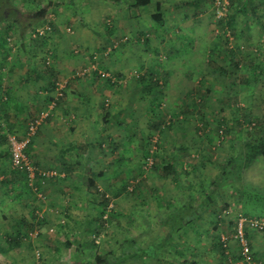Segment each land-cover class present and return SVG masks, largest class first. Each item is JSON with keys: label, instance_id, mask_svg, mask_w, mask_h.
<instances>
[{"label": "rangeland", "instance_id": "374dc122", "mask_svg": "<svg viewBox=\"0 0 264 264\" xmlns=\"http://www.w3.org/2000/svg\"><path fill=\"white\" fill-rule=\"evenodd\" d=\"M51 1L60 5L69 0ZM233 2L234 6L219 9L214 0H152L150 6L136 9L133 0H74V21L52 6L51 30L41 37L33 31L44 21L23 34L9 21L0 23L5 47L1 69L17 67L23 73L31 65L74 66L69 77L56 80L63 89L52 112L74 81V147L91 145L89 167L96 185L84 195L86 166L83 160L76 163L74 149V204L70 197L64 202L69 206L66 212L73 209L71 204L74 210L58 219L59 228L44 230L40 227L44 218L23 217L26 212L21 210L15 217L10 211L15 207L10 184L22 178L5 166L0 168V264L58 260L74 264L79 233L86 252L91 244L92 254L105 257L127 241L134 240L143 249L165 241L158 249L163 252L160 258H134L121 264L240 261L232 222L245 214L264 220V159L244 170L240 180L234 177L233 166L226 176L224 172L244 140L264 134V8L263 0ZM49 3L12 0L20 17ZM157 14L159 22L153 20ZM228 20L230 30L224 26ZM82 36L89 40L85 48L76 42ZM57 50L62 61L53 58ZM2 76L6 81L7 75ZM150 79L157 80L158 87L147 89ZM161 117L159 130L150 127V120L159 122ZM27 123L21 124L26 128ZM0 127V137L6 140L0 143V153H9L7 136H20L24 129L8 131L1 116ZM173 161L178 184L162 170ZM50 171L56 173L52 179L62 178ZM23 178L29 202L20 207L28 209L39 202L38 195L47 194L35 190V179ZM209 195L213 199L209 207L181 228L191 197L195 207ZM21 197L17 201L25 202ZM101 215L102 222L97 221ZM247 235L254 261L264 264V232ZM222 236L227 239L223 252L218 248ZM43 240L48 248L41 247Z\"/></svg>", "mask_w": 264, "mask_h": 264}, {"label": "crops", "instance_id": "0c3cea01", "mask_svg": "<svg viewBox=\"0 0 264 264\" xmlns=\"http://www.w3.org/2000/svg\"><path fill=\"white\" fill-rule=\"evenodd\" d=\"M49 2H52L53 9L57 7L56 9L59 10L61 14L68 18L70 17L69 19L74 21V13H72L75 8L74 0L61 1L60 5H56L59 3H54L51 0H49ZM115 2H117V0H115ZM92 6L96 5L90 3V7ZM76 42L84 48L86 45L89 46L87 36L77 37ZM55 56L58 57L60 61L64 58L58 50L54 52V59L56 58ZM78 62L80 63V61ZM78 62H76V64ZM62 67L61 64L55 62L52 63L51 67L46 69L31 65L29 68H26V71L23 73L20 69H17V67H8L7 71L0 68V116L9 125L8 131L15 132L16 128H22V130H25L24 125L21 123L29 121L37 115L40 110L42 111L46 109V104L50 101L49 98L53 93V90L49 89L53 75L56 79L62 76L69 77L71 70L74 68V66H68L67 69ZM51 73L52 75H50ZM2 74L7 75L6 81ZM60 101L62 103H59V107L54 111L55 113L52 112L53 114L51 113V115L46 118L38 128L34 140L27 149L28 158L37 171V175L34 178L35 182L32 184L36 191L38 190L43 194L46 193L47 195H45L47 197L40 198L41 194L38 195L39 202L36 200V205H33L32 207L27 206L28 209H24V207H20L21 203L25 205V203H28L29 201H27L28 195L23 191L27 186V182L24 180L23 175L15 171L14 175H16V177H21L22 181L16 180L13 181V184H10V188L14 189L13 197L15 200L11 203L16 207L12 208L10 211L13 212L15 217L20 216L17 212L18 210H21L23 214L24 211L26 212L23 217L28 218L30 216H38L44 218L45 221L40 225V227H44V230L49 229L50 227L56 229V226L59 228L60 225L58 219L62 216L67 218V214L74 210V205H72L74 204V81L69 84L65 98ZM87 145L91 147L89 142ZM75 146L81 147L79 145ZM87 154L89 165L91 161L90 150H88ZM0 157L4 159V161L2 160L0 163V168L5 166L4 168H9L10 171H14L11 169L10 159H7L6 156H1V153ZM50 170L58 172L57 175L62 178H41L38 175L39 172H52ZM0 173H3L2 170ZM68 181L73 182L70 183ZM28 185L32 187L30 184ZM66 186H68V188H66ZM64 192L68 193L65 197L67 200H64ZM88 193L84 188V195L87 196ZM19 195L22 196V200L26 199V201L18 202L17 198ZM10 198L13 200L12 197ZM68 199L72 202L70 207L73 208L70 212H66L69 210V206L65 207L64 204V202H68ZM70 217L74 216L70 215ZM80 235V233L78 236L75 235L76 243L74 244V250L77 253L81 250H85L83 248L84 246L81 245ZM249 242L251 241L249 240ZM40 245L42 248H48V241L43 240L40 242ZM59 245V243L55 244L56 251ZM56 264H59V260Z\"/></svg>", "mask_w": 264, "mask_h": 264}, {"label": "trees", "instance_id": "16d2710c", "mask_svg": "<svg viewBox=\"0 0 264 264\" xmlns=\"http://www.w3.org/2000/svg\"><path fill=\"white\" fill-rule=\"evenodd\" d=\"M234 0H227L228 5L234 6ZM263 8H264V0H263ZM152 4V0H133L132 3V7L139 9V8H143V7H147L150 6ZM52 4L49 3V5L47 7H43V8H38L35 10H31L30 12L24 13L22 15V17H20V13L19 11L16 9V7L12 4V0H0V23L2 21H9L11 22L12 26L16 25L17 28L20 30L21 34H23V32L25 31L26 28H30L33 25H35L38 22H43V21H47L50 18V12L52 10ZM159 5H156L157 10L159 9ZM20 18L22 20H20ZM160 15L157 14L153 17V20L156 22L160 21ZM231 21L228 20L224 26L226 29L231 28ZM142 34H139V37H141ZM2 37H0L1 39ZM3 38V42H4ZM23 46V45H22ZM5 49L2 41L0 40V53L3 52V50ZM231 57H234L233 52L230 51L229 52ZM234 68H237V64L233 65ZM52 75V73L50 74ZM142 78V77H141ZM56 78H54L53 75V79L51 80V85L49 87V89L53 90L54 89V84L56 82ZM157 80L155 81V79H150L149 80V85L146 87L147 89H153V87H158L157 84ZM108 84H111V80L108 79L107 81ZM51 100V98L49 99ZM50 102V101H49ZM107 117V115H106ZM105 123V125L107 124V120L103 121ZM253 122L251 119L249 120V123ZM150 127H152L153 129H157L159 130L162 126V117L159 120V122H152L151 120L149 121ZM252 124V123H251ZM1 130V128H0ZM6 140L3 139V137H0V143H5ZM30 146V145H29ZM28 146V147H29ZM28 149V148H27ZM74 149L76 150V154H75V158L77 160V164H79L80 160H84L85 162V170H84V177H85V190H87V193L91 190H96V185L95 182L92 178L93 173L90 170V167L88 165V150H89V146L85 145V146H81V147H74ZM10 153V152H9ZM8 152H5L3 154H1V156L3 157H7V159H10V154ZM263 158L264 159V134H259L258 137L256 138H248L246 140L243 141L242 143V149L239 152V154L237 155V157H234L231 159V161H229L227 167H226V171L224 172V175L226 176L227 174H229L231 172V169L229 168L230 166H233L232 169H234V177L238 180L241 179V174L244 170L248 169L258 158ZM81 163V162H80ZM163 172L166 173L167 176H171L173 178V180L178 184L179 183V177H178V172L176 170V162L173 161L170 164H167L163 167ZM21 174V173H19ZM23 175V174H22ZM181 189H183L182 187H180ZM202 192V191H201ZM204 200L199 202L198 206L192 207V203L195 200V197L192 196L191 197V201L192 203H190L189 205H187V209L190 210L189 212H186L188 214V217L186 220L182 221L183 224L180 225V227H184V226H188L190 225L193 221H195V219L198 217V215L203 212L205 209H207L209 207V205L213 202L212 197L209 196H203L202 197ZM106 203H104V207L106 208L107 205V200H105ZM171 205H173V202L170 203ZM180 212V211H179ZM186 215V214H185ZM246 215V214H245ZM243 215V216H245ZM186 217V216H184ZM245 217L250 218L251 216L246 215ZM220 216H218V220L217 222L220 221ZM251 218H258V217H251ZM261 219V218H258ZM97 221H101L102 222V215L97 219ZM215 222V223H217ZM231 224V223H230ZM217 225H214V227H216ZM235 220L232 222V229H231V235L233 234L234 231V227H235ZM248 236V235H247ZM127 241V240H126ZM128 243H125L121 246L120 250L117 253H112L110 254V256L105 257L102 255H98L96 253H93L92 251H89V249L91 248V244L90 246H88V252L84 251H80V252H76L75 253V259L76 262L75 264H121L124 261H127L129 259H134V258H144V259H158L161 257V255L163 254L162 250L159 252L158 249H163L164 245H165V241H161L157 244H149L148 248L143 249L140 248L138 246L135 245V241L131 240V241H127ZM218 248L221 252H223V250L225 249L223 247V244L220 242L219 240V245ZM88 255V257L86 258V256ZM90 256L91 259L89 258ZM181 264H196L195 262H185L183 261Z\"/></svg>", "mask_w": 264, "mask_h": 264}, {"label": "built area", "instance_id": "2783aa9c", "mask_svg": "<svg viewBox=\"0 0 264 264\" xmlns=\"http://www.w3.org/2000/svg\"><path fill=\"white\" fill-rule=\"evenodd\" d=\"M214 3L219 9H223L228 5L227 0H214ZM49 23L50 20L44 21L43 27L35 29L33 34H36L38 37L45 36V34L51 30ZM33 37H35V35H33ZM84 72L86 71H83V73ZM99 74L102 77L105 76L104 73L99 72ZM62 89V85L56 81L54 84L52 99L48 103L46 109L42 110L37 116L28 121L25 130L20 136H7L11 168L16 172L25 175L30 181L34 180L37 175V171L28 158L27 148L33 141L38 128L41 126L44 120L51 115L52 110L55 109L58 97L62 96ZM38 175L41 178H50L55 176L56 173L39 172ZM40 198L43 197L40 195ZM235 225V232H233L231 236L238 246V255L240 261L237 264H256L252 257L251 244L247 234L249 231L261 233L264 232V220L251 217L247 218L243 215H238L235 217ZM34 234H37V232H34ZM220 242L223 244L224 248H227V239L225 237L222 236L220 238Z\"/></svg>", "mask_w": 264, "mask_h": 264}]
</instances>
